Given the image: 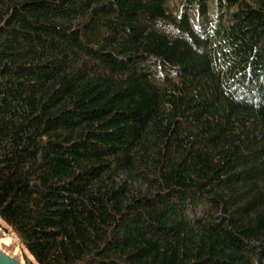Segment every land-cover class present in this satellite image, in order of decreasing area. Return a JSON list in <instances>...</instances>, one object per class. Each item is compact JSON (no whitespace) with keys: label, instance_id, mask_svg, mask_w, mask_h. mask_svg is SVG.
<instances>
[{"label":"trees","instance_id":"1","mask_svg":"<svg viewBox=\"0 0 264 264\" xmlns=\"http://www.w3.org/2000/svg\"><path fill=\"white\" fill-rule=\"evenodd\" d=\"M0 220L26 264H264V0H0Z\"/></svg>","mask_w":264,"mask_h":264},{"label":"rangeland","instance_id":"2","mask_svg":"<svg viewBox=\"0 0 264 264\" xmlns=\"http://www.w3.org/2000/svg\"><path fill=\"white\" fill-rule=\"evenodd\" d=\"M0 249L8 254L15 255L26 263L24 251L20 242L2 220H0Z\"/></svg>","mask_w":264,"mask_h":264},{"label":"water","instance_id":"3","mask_svg":"<svg viewBox=\"0 0 264 264\" xmlns=\"http://www.w3.org/2000/svg\"><path fill=\"white\" fill-rule=\"evenodd\" d=\"M0 264H26L15 255L8 254L0 249Z\"/></svg>","mask_w":264,"mask_h":264}]
</instances>
